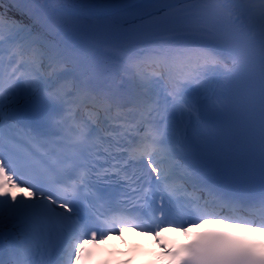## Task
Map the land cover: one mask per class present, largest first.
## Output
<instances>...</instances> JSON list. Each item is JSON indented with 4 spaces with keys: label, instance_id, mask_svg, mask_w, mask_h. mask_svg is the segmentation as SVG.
<instances>
[{
    "label": "snow or ice",
    "instance_id": "1",
    "mask_svg": "<svg viewBox=\"0 0 264 264\" xmlns=\"http://www.w3.org/2000/svg\"><path fill=\"white\" fill-rule=\"evenodd\" d=\"M126 229L264 264V0H0V264Z\"/></svg>",
    "mask_w": 264,
    "mask_h": 264
}]
</instances>
